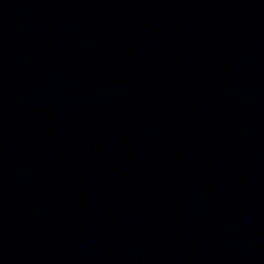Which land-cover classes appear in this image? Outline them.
Here are the masks:
<instances>
[{"label":"water","instance_id":"95a60500","mask_svg":"<svg viewBox=\"0 0 264 264\" xmlns=\"http://www.w3.org/2000/svg\"><path fill=\"white\" fill-rule=\"evenodd\" d=\"M0 264H264V0H0Z\"/></svg>","mask_w":264,"mask_h":264}]
</instances>
